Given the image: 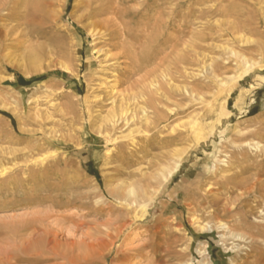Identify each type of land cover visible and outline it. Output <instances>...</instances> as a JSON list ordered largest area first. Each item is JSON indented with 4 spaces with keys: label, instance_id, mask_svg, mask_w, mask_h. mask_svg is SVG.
I'll return each instance as SVG.
<instances>
[{
    "label": "rangeland",
    "instance_id": "374dc122",
    "mask_svg": "<svg viewBox=\"0 0 264 264\" xmlns=\"http://www.w3.org/2000/svg\"><path fill=\"white\" fill-rule=\"evenodd\" d=\"M92 1L0 21V264H264V0Z\"/></svg>",
    "mask_w": 264,
    "mask_h": 264
},
{
    "label": "bare ground",
    "instance_id": "6f19581e",
    "mask_svg": "<svg viewBox=\"0 0 264 264\" xmlns=\"http://www.w3.org/2000/svg\"><path fill=\"white\" fill-rule=\"evenodd\" d=\"M90 1V0H89ZM22 3L23 2H21V0H0V14H2L1 16H0V21H2V22H9L10 23V27L9 28H7L8 30H7V33L8 34H6V36H11V35H14V34H19L20 35V37H26V39H27V36L29 35L28 33H26V31H27V23H26V19H25V17H26V14H23V12H21L20 11V9H21V7H22ZM91 4H93L94 5V10H93V12H95V10L96 11H99V12H111V11H113L114 9H113V7H111V6H113L112 5V2H111V0H93L92 2H91ZM91 4L88 6L89 8L91 7ZM91 9V8H90ZM92 15V14H91ZM93 16V15H92ZM28 17V16H27ZM15 23V25H13L12 26V24H14ZM0 27H2L1 25H0ZM1 29L2 28H0V31H1ZM236 32V31H235ZM238 32V31H237ZM237 32H236V34H237ZM233 34V33H232ZM236 34H235V36H236ZM239 34V33H238ZM230 52V51H229ZM232 55H235V53H232ZM236 56V55H235ZM235 56H233V57H235ZM236 59V58H235ZM237 59H238V61H237V64H238V66L240 65V66H242V69H241V74L238 76V77H235L234 75H228L227 76V78H228V80H230V82H234V83H238V82H241V81H243L244 79H246V78H248L249 76H250V73H251V70H252V68H253V64H251L249 61H247L246 59H245V57L244 56H237ZM216 78H218L217 76H215ZM214 77V78H215ZM217 83H219L220 85L219 86H224L225 84H226V82H223L222 80H219V82H217ZM228 83V82H227ZM232 84V83H231ZM228 85V84H227ZM223 88V87H222ZM232 90V89H231ZM229 94V93H228ZM239 95V94H238ZM242 98V97H241ZM241 98H239L238 97V99H237V105L239 104V103H241L242 102V99ZM225 103V102H224ZM224 103H221L222 104V106H221V109H220V114H219V116L217 115L216 117H219L218 118V120H217V122H220L221 120H225V119H229V117H230V112H228L227 110H225V108H224ZM128 105V104H127ZM129 106V105H128ZM118 117H120L121 119L123 118L124 119V121L125 122H127V124H128V116H127V114H128V109H127V107H126V109L124 108H122L121 106H119L118 107ZM117 112V111H116ZM115 118H117L116 117V115L114 114V113H111L108 117H106V122H108V123H110V124H112L113 126H114V124L115 123H117V121H115ZM48 119V118H47ZM118 119V118H117ZM132 119H134V117L132 116L131 117V119L130 120H132ZM144 119H145V121H147V119H146V116L144 115ZM119 121V120H118ZM131 122V121H130ZM216 122V124H218ZM210 123V122H209ZM215 124V123H214ZM116 125V124H115ZM193 126L197 129V130H199L200 129V125H198V124H196V123H194L193 124ZM192 127V126H191ZM192 129V128H191ZM208 129V128H207ZM213 129V128H212ZM215 130V129H214ZM190 131V130H189ZM205 131V130H204ZM194 132H197V131H195L194 130ZM212 132H213V130H212ZM200 133V132H199ZM190 134V133H189ZM193 134V133H192ZM195 134V133H194ZM150 135V134H149ZM200 136V135H199ZM243 144H244V142H243ZM246 145L248 144V143H245ZM255 144V143H254ZM245 145V146H246ZM255 146H257V147H259V144L256 142V144H255ZM262 146V145H261ZM262 148H263V146H262ZM43 161V160H42ZM221 163H223V161L221 162ZM178 167H179V163L177 162L176 164H175V166H174V168H173V170L172 171H169L170 173L169 174H167V177L165 178L166 180H167V178H169L172 174H173V172H175L177 169H178ZM204 169H209V166H206ZM154 191V190H153ZM264 191V190H263ZM130 193V192H129ZM263 196V195H262ZM134 203H136V202H134ZM142 203V202H141ZM144 203V202H143ZM133 204V203H132ZM132 204H129L128 206H131ZM138 205V204H137ZM142 205H144V204H142ZM148 205V204H147ZM261 206V205H260ZM132 207H133V205H132ZM138 207V206H137ZM140 208H141V216L140 217H143L144 215H145V213H146V206L144 205V206H139ZM227 207V206H226ZM140 208L139 209H135V210H140ZM264 208V207H263ZM255 209V208H254ZM193 219V218H192ZM197 219V218H196ZM195 220V219H194ZM193 221V220H192ZM196 222V221H195ZM198 223H200V222H198ZM201 224V223H200ZM195 225V224H194ZM193 225V226H194ZM206 226V225H205ZM205 226H201V225H199V226H197V229H198V231L199 232H203V231H205V230H207L206 228H205ZM223 227H224V225H223ZM227 232V231H226ZM239 238V237H238ZM251 239V238H250ZM243 240V239H242ZM38 242L36 241L35 242V244L36 245H38L37 244ZM33 244V243H32ZM31 249H33V248H31ZM44 249V248H43ZM34 252H35V248H34ZM201 252V251H200ZM40 252H38V254H39ZM204 253L205 252H203V253H201V255L203 256L204 255ZM42 254V253H41ZM178 254V253H177ZM200 254V253H199ZM186 256V255H185ZM13 257V256H12ZM42 257V256H41ZM13 258H15V256L13 257ZM181 258V257H180ZM186 259V258H185ZM186 262V261H185ZM233 262V261H232ZM184 263V262H183ZM186 264V263H185ZM238 264V263H237Z\"/></svg>",
    "mask_w": 264,
    "mask_h": 264
}]
</instances>
